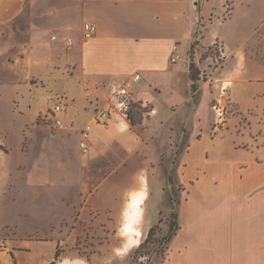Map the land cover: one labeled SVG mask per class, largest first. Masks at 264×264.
I'll use <instances>...</instances> for the list:
<instances>
[{"label": "crops", "instance_id": "1", "mask_svg": "<svg viewBox=\"0 0 264 264\" xmlns=\"http://www.w3.org/2000/svg\"><path fill=\"white\" fill-rule=\"evenodd\" d=\"M196 3L197 0H0V48L11 24L27 16L37 24L33 27V36L38 39L32 45L33 71L48 89L36 90V94L40 98L51 96L56 83H62L69 100L61 101L65 107L58 114L66 128L56 127L54 118V129L39 125L54 134L59 141L56 151L64 152L62 160L75 167L70 175L62 177L64 189L39 197L34 203L54 216L68 215L60 219L54 242H70L78 229L117 228L129 191L138 188L134 168L153 160L152 150L165 144L164 133L171 118L189 100L184 89L188 61L180 47L183 40L191 38L199 14ZM86 21L96 25L95 33L88 38L82 29ZM215 30L225 48H230L228 36ZM254 32L257 39L249 47L247 40ZM39 38L47 39V47ZM174 43L178 44L180 58L172 62ZM239 45L243 52L240 64L229 67L224 78L236 74L235 79L240 77L244 83L255 82L264 101V18ZM189 46L190 43L186 56ZM182 59L184 64H178ZM50 80L56 83L49 88ZM123 82H129L135 109L130 114L139 120L130 121L126 131H119L114 120L102 124L93 116L98 105L106 103L113 88ZM137 82L139 88L134 86ZM221 88L228 94V88L226 92L225 86ZM203 99H198L194 115H199ZM216 100L220 102L221 98ZM221 112L214 111L223 119ZM86 124L91 129L88 151L83 153L80 131ZM207 129L199 136L194 129L187 142L182 140L185 143L180 165L187 170L181 182L190 183L188 188L182 185L187 198L179 203L175 246L178 252L192 247V264H264V151L252 153L259 146L251 141L246 147L240 146V138L232 143L234 149L241 148L233 154L209 155L212 135ZM222 133L221 128L213 135ZM72 137L76 144L70 149L67 143ZM51 183L57 185L55 181ZM184 209L187 211L183 218ZM187 237L190 241H186ZM21 243L29 247L32 241L25 239ZM12 257L4 261L12 263ZM67 260L75 264L78 259ZM16 264H20L18 260Z\"/></svg>", "mask_w": 264, "mask_h": 264}, {"label": "rangeland", "instance_id": "2", "mask_svg": "<svg viewBox=\"0 0 264 264\" xmlns=\"http://www.w3.org/2000/svg\"><path fill=\"white\" fill-rule=\"evenodd\" d=\"M196 4L198 18L191 38L182 41L180 50L188 65L191 60L189 53H193L192 59L199 69L197 88H191L187 73L184 89L189 100L166 127L165 144L152 150V161L134 168L133 173L138 176L137 187L142 186L141 177H144L147 191L142 206V227H138L142 228L139 245L145 240L150 226L155 227L141 248L138 249L137 245L128 252L121 251L123 218L113 231L78 229L72 234L70 242L57 243L52 239L58 235L60 219L68 215L54 216L39 205H34L39 197L64 189L62 177L75 170L62 160L64 152L56 151L55 146L59 141L55 140L54 134L43 127L54 129L51 106L57 101L69 100L62 83L57 84L52 80L47 82L48 87H53L54 83L58 86L53 88L51 96L40 98L36 94V90H48L44 80H40L33 71L35 52L32 49L35 46L32 45L38 41L33 36V27L37 24L25 15L11 24L12 28L7 31L4 40L6 42L0 48V69L3 70L0 71V264H7L4 259L10 260L11 255L13 261L8 264H16L17 260L20 264H46L53 260L56 250L58 257L54 259V264L59 260H62L59 264H70L67 258L78 259L75 264H192V247L178 252L175 235L166 246L160 244L172 218L169 215L174 210L179 213V203L187 198V192H182V185L184 183L188 188L190 182H181L187 170L185 165H180L182 140L187 142L190 131L194 129L199 136L203 129L208 128L212 135L209 155L233 154L241 149L232 147L233 141L240 138L243 141L240 146L246 147L249 141L259 146V150L252 153L264 151V101L259 97L257 84L244 83L240 77L235 79L236 74L224 78L229 67L238 62L240 64L243 52H240L239 43L264 18V0H197ZM222 21L224 24L219 25ZM215 29L228 36L232 45L230 48H225L223 39ZM255 32L247 40L249 47L256 42ZM39 40L41 44L44 41L47 47V39ZM189 43L193 47L191 49L189 46L186 56ZM184 62L182 59L178 64ZM138 82L134 83L135 88H139ZM222 86H225L224 92L228 88L229 95L222 92ZM219 97L220 102L216 100ZM199 98L204 99L199 107V115H194ZM104 104L103 101L96 110L103 108ZM218 106H221L222 114L219 116L223 119L214 113L216 110L220 112ZM131 109L135 110L133 105ZM131 116L132 113L129 122L139 120L137 116V119ZM221 128L223 133L214 136ZM177 143L180 146H176ZM75 144L72 137L67 146L71 149ZM176 149L182 151L173 157ZM156 157L158 160H155ZM53 181L57 185L51 183ZM186 211L184 209L182 213L183 218ZM25 239L32 241L31 246L22 247L21 242ZM186 241H190V238L187 237Z\"/></svg>", "mask_w": 264, "mask_h": 264}, {"label": "built area", "instance_id": "3", "mask_svg": "<svg viewBox=\"0 0 264 264\" xmlns=\"http://www.w3.org/2000/svg\"><path fill=\"white\" fill-rule=\"evenodd\" d=\"M83 36L88 38L91 37L96 31V25L92 22H84L82 25ZM177 43H174L172 46V56L171 61L174 62L180 58V52L178 51ZM139 74L134 76V79L137 80ZM132 106L131 94L129 92V82H123L117 84L109 98L106 100V103L102 109H99L95 112L93 120L97 123H108L114 120L116 122L117 129L119 131H125L128 129V122L130 116V110ZM65 105L61 101L53 104L50 108V114L53 115L54 125L58 128H66V124L61 117L58 116L60 112L63 111ZM91 129L90 124H86L80 131V141L79 146L83 153L88 151V138L89 132ZM1 244V240H0Z\"/></svg>", "mask_w": 264, "mask_h": 264}, {"label": "bare ground", "instance_id": "4", "mask_svg": "<svg viewBox=\"0 0 264 264\" xmlns=\"http://www.w3.org/2000/svg\"><path fill=\"white\" fill-rule=\"evenodd\" d=\"M146 180L141 177L142 186L137 189H132L129 192L128 199L125 203L121 235L123 236L122 250L128 252L133 247L137 246L142 237L141 218L143 213V203L147 197V191L144 187Z\"/></svg>", "mask_w": 264, "mask_h": 264}, {"label": "trees", "instance_id": "5", "mask_svg": "<svg viewBox=\"0 0 264 264\" xmlns=\"http://www.w3.org/2000/svg\"><path fill=\"white\" fill-rule=\"evenodd\" d=\"M193 45L190 44V48L192 49ZM190 55V62H189V65H188V75H189V79L191 80V88L192 89H196L197 88V80L199 78V69L197 68V66L195 65L193 59H192V56H193V53L192 51H190L189 53ZM185 141H183L181 143V146L182 144H184ZM181 150H178L177 151H174L173 153V157H175L176 155H178L180 153ZM169 217H172L171 219H169L168 221V226H167V232L166 234L162 237V242L160 243L161 245H164L166 246V244L168 242H170V240L172 239V237L175 235L177 229H178V222H177V218H178V213L177 211H173L172 214L169 215ZM154 227L155 226H150V228L148 229L147 233H146V238L143 242L140 243L139 248H141L143 245H144V242L146 241V239L148 237H150L152 235V232L154 231ZM58 257V252L57 250L55 251V255L53 257V260L50 261L48 264H54V259H56ZM142 264V263H140Z\"/></svg>", "mask_w": 264, "mask_h": 264}]
</instances>
